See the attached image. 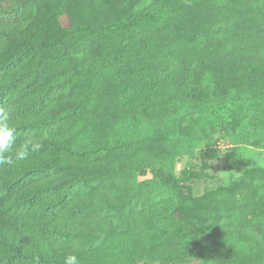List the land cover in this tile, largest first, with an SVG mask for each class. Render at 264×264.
<instances>
[{
    "label": "trees",
    "instance_id": "trees-1",
    "mask_svg": "<svg viewBox=\"0 0 264 264\" xmlns=\"http://www.w3.org/2000/svg\"><path fill=\"white\" fill-rule=\"evenodd\" d=\"M64 15L67 24L60 20ZM262 32L264 0H0V73L29 53H39L34 71L48 61L84 76L81 90L93 102L82 112H76L82 100L70 104L76 110L71 129L79 130L77 143L82 141L85 128L80 120L86 114L94 129L104 126L111 132L117 147L133 146L132 161L116 160L111 177L133 179L140 166L153 165L161 171L164 158L177 154L185 141L195 147L198 141L191 138L196 134H211L218 124L225 131L234 128L235 110L246 104L256 111L253 119L259 123L249 138L257 136V143L264 146ZM59 115L67 119L69 113ZM52 141L42 138L29 144L40 142L44 151ZM56 142L65 147L63 138ZM106 147L102 143L99 148ZM46 154L19 166L23 170L46 167L57 157ZM206 155L215 161L219 149L211 147ZM106 164L96 175L108 174ZM192 173H184L183 180L193 184ZM163 180L167 192L178 190L171 173ZM131 187L143 190L141 183ZM254 189L251 197L230 195L220 216L200 210L208 234L196 243L176 241L182 213L166 205L137 233L129 231L135 219L127 218L129 212L121 207L104 218L100 238L80 233L71 222L73 227H56L62 230L56 231L63 235L61 240L37 234L22 209L11 211L0 202V264H64L70 253L78 255L80 264H209L213 256L226 264H264V192ZM26 197L21 195L15 202ZM122 198L118 193L108 199L119 205ZM65 199L62 193L52 209ZM249 226L260 232L263 241L241 232Z\"/></svg>",
    "mask_w": 264,
    "mask_h": 264
},
{
    "label": "rangeland",
    "instance_id": "rangeland-1",
    "mask_svg": "<svg viewBox=\"0 0 264 264\" xmlns=\"http://www.w3.org/2000/svg\"><path fill=\"white\" fill-rule=\"evenodd\" d=\"M60 20L67 24L65 15ZM39 57V53H29L19 65H13L0 73V108L9 113V124L15 129L16 138L13 151L9 153L11 163L0 165V202L7 203L11 211L22 209L23 214L32 219L37 234L62 240L63 235L56 232L62 230L56 227H73L72 222L79 226L80 233L97 239L104 228V218L121 207L125 208L124 213L129 212L127 218L135 219L129 225V231L132 230L134 234L160 207L166 205L174 211L178 209V214L182 213L183 224L175 230L179 233L176 241L181 238L188 243H196L207 238L208 234L201 213L198 215L200 210L202 214L214 211L220 216L223 203L230 195L251 197L253 191L256 192L254 188L259 194L264 192V146L257 143V136L249 138L250 130L259 124L255 123L258 122L253 119L256 111L249 104L236 108L234 128L225 131L218 124L215 131L207 133L210 140L205 132L206 136L196 134L195 138H191L192 141H198L193 143L195 147L185 141L177 154L164 158L161 171L154 170L151 167L153 165L140 166L139 170L133 172L134 182L127 177L118 181L117 178H111L115 161H121L122 164L131 162L129 153L133 146L121 144L117 147L115 139L111 140V132H106L104 126L94 129L86 114L80 120V126L85 128L81 135L82 141L77 143L79 130L75 127L71 129L72 113L76 110L70 104L82 100V106L76 111L82 112L93 102L87 100L81 90L86 79L82 75H73L69 67H63L60 63H55V67L48 61H43L38 71H34L33 66L39 65ZM29 67L31 71L22 72ZM14 76L17 77L16 82L12 81ZM140 107L143 108L142 105ZM63 111L69 113L67 119L59 117ZM49 117L55 119L47 120ZM73 117L75 119L77 116ZM42 138L53 140L48 149L30 152L29 143ZM60 138L65 140V147L56 142ZM102 143L108 148L100 149ZM26 144L29 145L28 154L23 159H16V153ZM211 147L219 149L220 157L215 161H210L206 155ZM44 152L61 159L54 160L55 157L50 165L38 166L35 170L20 168L22 162L32 160L39 154L44 155ZM104 163H107L108 174L101 178L95 171L104 170ZM191 171L193 184L182 178L184 173ZM168 172L178 185V190L173 193L167 192L162 186ZM135 183H141L143 190L131 187ZM62 193L66 195L65 203L52 209ZM118 193L123 198L121 204L115 205L108 198H117ZM21 195H27L26 199L15 202ZM69 208L74 214L72 217L71 214L67 216ZM241 232L263 241L254 226L243 228ZM208 261L209 264H226L223 258L214 256Z\"/></svg>",
    "mask_w": 264,
    "mask_h": 264
},
{
    "label": "clouds",
    "instance_id": "clouds-1",
    "mask_svg": "<svg viewBox=\"0 0 264 264\" xmlns=\"http://www.w3.org/2000/svg\"><path fill=\"white\" fill-rule=\"evenodd\" d=\"M9 113L0 108V165L11 163L12 157L9 155L13 151L15 144V129L9 124ZM31 149L38 151L42 144L40 142H32ZM29 145L24 147L16 153V159H23L28 154ZM64 264H80L77 254L70 253L64 257Z\"/></svg>",
    "mask_w": 264,
    "mask_h": 264
}]
</instances>
